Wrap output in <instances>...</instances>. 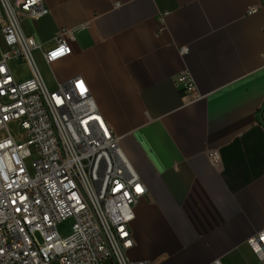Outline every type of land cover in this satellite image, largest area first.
Instances as JSON below:
<instances>
[{"label": "crops", "instance_id": "crops-1", "mask_svg": "<svg viewBox=\"0 0 264 264\" xmlns=\"http://www.w3.org/2000/svg\"><path fill=\"white\" fill-rule=\"evenodd\" d=\"M44 2L46 16L20 18L39 45L43 80L53 89L84 79L146 187L127 256L264 264L248 244L264 231V0ZM61 28L73 31L71 54L47 64L43 53ZM16 63L28 69L11 61L13 75L28 78L29 69L14 73ZM183 71L196 94L177 85Z\"/></svg>", "mask_w": 264, "mask_h": 264}, {"label": "built area", "instance_id": "built-area-1", "mask_svg": "<svg viewBox=\"0 0 264 264\" xmlns=\"http://www.w3.org/2000/svg\"><path fill=\"white\" fill-rule=\"evenodd\" d=\"M48 12L44 0H0L6 46L0 55V264H152L126 254L133 209L146 187L120 137L81 76L50 89L36 65L39 45L20 18L38 21ZM72 39V29H59L44 61L70 55ZM11 61L26 63L29 77L17 79ZM176 83L196 94L187 71ZM209 156L219 158L217 151ZM68 218L71 231L62 236L57 227ZM248 244L264 253V231Z\"/></svg>", "mask_w": 264, "mask_h": 264}, {"label": "rangeland", "instance_id": "rangeland-1", "mask_svg": "<svg viewBox=\"0 0 264 264\" xmlns=\"http://www.w3.org/2000/svg\"><path fill=\"white\" fill-rule=\"evenodd\" d=\"M13 71L18 77H24L28 73L27 67L25 65H23V64H20V63H16L14 65ZM72 223H73V219L72 218H68L65 221L59 223L58 227H57L58 232L62 236L68 235L70 233V231H71Z\"/></svg>", "mask_w": 264, "mask_h": 264}, {"label": "snow or ice", "instance_id": "snow-or-ice-1", "mask_svg": "<svg viewBox=\"0 0 264 264\" xmlns=\"http://www.w3.org/2000/svg\"><path fill=\"white\" fill-rule=\"evenodd\" d=\"M78 86L83 88L84 87L83 82H81Z\"/></svg>", "mask_w": 264, "mask_h": 264}]
</instances>
